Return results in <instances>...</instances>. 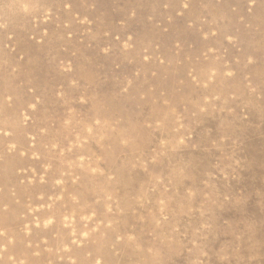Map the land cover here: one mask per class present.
Listing matches in <instances>:
<instances>
[{"label":"rangeland","instance_id":"374dc122","mask_svg":"<svg viewBox=\"0 0 264 264\" xmlns=\"http://www.w3.org/2000/svg\"><path fill=\"white\" fill-rule=\"evenodd\" d=\"M0 264H264V0H0Z\"/></svg>","mask_w":264,"mask_h":264}]
</instances>
